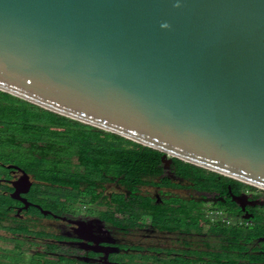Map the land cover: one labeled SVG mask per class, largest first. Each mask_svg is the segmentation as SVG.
I'll return each instance as SVG.
<instances>
[{"label": "water", "instance_id": "obj_1", "mask_svg": "<svg viewBox=\"0 0 264 264\" xmlns=\"http://www.w3.org/2000/svg\"><path fill=\"white\" fill-rule=\"evenodd\" d=\"M0 91L264 189V0H0Z\"/></svg>", "mask_w": 264, "mask_h": 264}, {"label": "flooded vegetation", "instance_id": "obj_2", "mask_svg": "<svg viewBox=\"0 0 264 264\" xmlns=\"http://www.w3.org/2000/svg\"><path fill=\"white\" fill-rule=\"evenodd\" d=\"M162 157L129 186L76 157L61 186L0 163V264H264V189Z\"/></svg>", "mask_w": 264, "mask_h": 264}, {"label": "trees", "instance_id": "obj_3", "mask_svg": "<svg viewBox=\"0 0 264 264\" xmlns=\"http://www.w3.org/2000/svg\"><path fill=\"white\" fill-rule=\"evenodd\" d=\"M0 147L20 154L25 164L17 165L51 186L65 183L68 172L65 166L76 158L83 167L92 170V179L97 175L103 181L114 178L126 186L130 181L141 185L144 176L155 174L163 154L3 91H0ZM176 161L205 171L180 159Z\"/></svg>", "mask_w": 264, "mask_h": 264}, {"label": "rangeland", "instance_id": "obj_4", "mask_svg": "<svg viewBox=\"0 0 264 264\" xmlns=\"http://www.w3.org/2000/svg\"><path fill=\"white\" fill-rule=\"evenodd\" d=\"M23 153V150L21 151ZM20 154L18 153H12L10 151H7L6 148L3 149L2 147H0V163L1 164H25L24 160L21 159V157L19 156ZM16 163V164H15ZM18 166V165H17ZM67 167V166H65ZM66 170V168H65ZM5 172V169L3 168V166L0 165V174H3Z\"/></svg>", "mask_w": 264, "mask_h": 264}]
</instances>
